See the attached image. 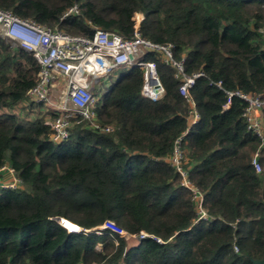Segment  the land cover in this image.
Segmentation results:
<instances>
[{"label":"trees","instance_id":"1","mask_svg":"<svg viewBox=\"0 0 264 264\" xmlns=\"http://www.w3.org/2000/svg\"><path fill=\"white\" fill-rule=\"evenodd\" d=\"M76 4L79 13L61 19ZM0 8L71 34L99 26L125 37L134 35L140 12L144 37L173 43L187 75L204 73L189 90L200 116L191 127L176 68L150 52L146 59L156 62L165 89L160 100L142 95L143 70L134 66L105 93L95 92L97 122L110 131L75 125L55 143L46 122L54 111L42 114L36 103L19 108L40 64L0 35V168H15L21 180L17 188L0 187V264L264 259V144L248 129L244 99L234 94L224 108L228 91L264 97V0H0ZM176 147L210 219L196 221L193 193L171 162ZM106 221L151 236L97 233Z\"/></svg>","mask_w":264,"mask_h":264},{"label":"built area","instance_id":"2","mask_svg":"<svg viewBox=\"0 0 264 264\" xmlns=\"http://www.w3.org/2000/svg\"><path fill=\"white\" fill-rule=\"evenodd\" d=\"M79 6L73 5L68 8L61 19H66L79 13ZM140 13V12H138ZM137 14V13H136ZM135 14V17H136ZM135 19V31L131 37H125L117 31L93 27L90 35L71 34L63 29L39 23L30 17H21L11 10L0 8V35L14 45L29 51L40 64L39 78L35 86L27 92V98L21 103L28 107L31 103L43 104L45 109H50L56 114L55 117H46V122L51 126V140L60 143L69 138L71 133L72 118H79V126H89L93 129L110 131L111 127L102 128L97 122V106L99 96L95 95V84L101 83L113 70L121 66H129V69L137 66L143 70V86L141 93L152 100H160L165 89L160 79L157 64L153 60L146 59L150 52L161 55L164 62L176 68L175 76L180 79V92L191 105L190 127L200 119L195 102L190 94L196 78L203 76L202 71L193 75H187L184 68V58L176 59L174 56L173 43L154 42L144 37L140 32V23L144 18ZM65 84L64 90L57 104L53 103V93L57 85ZM59 85V86H60ZM220 86V82L218 83ZM228 101L224 108H228L232 95H239L247 102L243 117L247 122L248 129L261 138L264 144V97L260 95L235 91H228ZM183 152L176 147L171 162L177 166L182 174V184L190 189L195 200L198 218L210 219L203 205V193L189 179L187 172L182 169L181 158ZM252 164L257 172L262 171L259 153H255ZM5 174H9L10 180L5 181ZM21 180L16 174L15 168L3 165L0 168V187L17 188ZM68 230L66 224H63ZM80 231L81 228L73 229ZM92 230V229H91ZM97 233L107 231L117 233L124 237H134L141 240L151 236L144 231L129 234L112 221H106L98 228ZM154 237V236H153ZM159 240V239H158ZM238 251V248L235 247Z\"/></svg>","mask_w":264,"mask_h":264},{"label":"rangeland","instance_id":"3","mask_svg":"<svg viewBox=\"0 0 264 264\" xmlns=\"http://www.w3.org/2000/svg\"><path fill=\"white\" fill-rule=\"evenodd\" d=\"M141 17H142V15H141V13H137L136 14V19H141ZM129 70V66H121V67H119V68H117V69H115V70H113L106 78H103V80H102V82L101 83H97V84H95V92L96 93H105L108 89H109V87L111 86V84L112 83H114L115 81H117L118 80V78L121 76V74L122 73H126L127 71ZM60 85V84H59ZM59 85H57L56 87H55V89H54V93H53V103L54 104H57V103H59V101H60V96H61V94H62V91L64 90V87H65V84H61L60 86ZM44 107H46L45 105L42 107V109H40V108H37V105H35V107L34 108H36V109H38V110H44V112H42V114L43 113H45V111L47 110V109H45ZM39 112V111H38ZM41 114V112H40V114L39 113H37V112H35V113H33L32 114V117H37L38 115L39 116H41L42 115ZM48 116V115H47ZM46 116V117H47ZM71 121V127L72 126H75V125H81V122L80 123H78V121L76 120H74L73 118H72V120H70ZM10 176L11 175H9V174H5V176H4V180L5 181H9L11 178H12V176H11V178H10Z\"/></svg>","mask_w":264,"mask_h":264},{"label":"water","instance_id":"4","mask_svg":"<svg viewBox=\"0 0 264 264\" xmlns=\"http://www.w3.org/2000/svg\"><path fill=\"white\" fill-rule=\"evenodd\" d=\"M57 221H59L60 223L62 224H66V222H69L67 221V219L65 218H62V217H56ZM78 229V228H76ZM249 259L254 263V264H264V259H255V258H252L249 256Z\"/></svg>","mask_w":264,"mask_h":264},{"label":"crops","instance_id":"5","mask_svg":"<svg viewBox=\"0 0 264 264\" xmlns=\"http://www.w3.org/2000/svg\"><path fill=\"white\" fill-rule=\"evenodd\" d=\"M263 117H264V112H263ZM138 240V239H137Z\"/></svg>","mask_w":264,"mask_h":264}]
</instances>
